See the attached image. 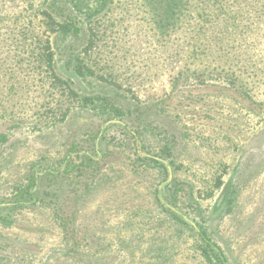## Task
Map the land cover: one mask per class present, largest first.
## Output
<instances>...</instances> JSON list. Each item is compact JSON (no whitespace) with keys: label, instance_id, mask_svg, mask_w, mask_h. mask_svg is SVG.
Returning a JSON list of instances; mask_svg holds the SVG:
<instances>
[{"label":"rangeland","instance_id":"obj_1","mask_svg":"<svg viewBox=\"0 0 264 264\" xmlns=\"http://www.w3.org/2000/svg\"><path fill=\"white\" fill-rule=\"evenodd\" d=\"M72 1L0 0V264H264V0Z\"/></svg>","mask_w":264,"mask_h":264},{"label":"trees","instance_id":"obj_2","mask_svg":"<svg viewBox=\"0 0 264 264\" xmlns=\"http://www.w3.org/2000/svg\"><path fill=\"white\" fill-rule=\"evenodd\" d=\"M144 4L148 7V10L152 12L153 21L163 35L173 31L181 21L180 17L183 15L184 9L191 4L190 0H143ZM215 0H208L206 4H203L202 9L214 8L215 5L211 2ZM93 1L90 0H73L72 6L75 10L82 14H87L92 8ZM102 9H105V5L98 9L97 13ZM178 24V25H177ZM179 28V27H178ZM177 28V29H178ZM74 27L70 22H64L60 24V31L66 37L71 34V30ZM176 29V30H177ZM76 32V30H74Z\"/></svg>","mask_w":264,"mask_h":264}]
</instances>
